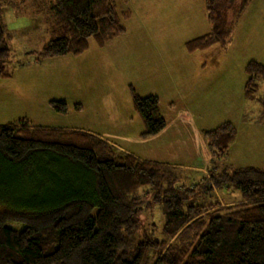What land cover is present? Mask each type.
I'll list each match as a JSON object with an SVG mask.
<instances>
[{
  "label": "trees",
  "instance_id": "16d2710c",
  "mask_svg": "<svg viewBox=\"0 0 264 264\" xmlns=\"http://www.w3.org/2000/svg\"><path fill=\"white\" fill-rule=\"evenodd\" d=\"M15 1L0 0L1 79L11 75L3 12ZM234 1L204 0L210 31L186 42L189 53L227 42L219 14ZM34 2L38 11L46 4L52 20L36 63L80 56L89 40L103 47L124 34L122 21L131 16L116 0ZM252 2L241 0L237 16ZM244 73V100L258 106L254 123L263 124L264 65L249 61ZM130 94L140 139L160 134L166 123L158 98ZM48 106L67 113L65 101ZM202 135L213 157L206 177L187 188L178 166L141 160L90 132L33 126L25 118L0 126V264H264V169L214 166L237 137L231 122ZM228 186L239 202L203 200ZM195 197L201 203H188ZM155 208L159 227L146 217Z\"/></svg>",
  "mask_w": 264,
  "mask_h": 264
},
{
  "label": "rangeland",
  "instance_id": "374dc122",
  "mask_svg": "<svg viewBox=\"0 0 264 264\" xmlns=\"http://www.w3.org/2000/svg\"><path fill=\"white\" fill-rule=\"evenodd\" d=\"M240 1L219 14L227 42L205 51L189 53L185 47L210 31L204 0H116L120 11H131L122 21L123 35L103 47L89 40L77 57L36 63L35 53L51 38L48 6L38 11L34 0H16L3 12L11 75L0 78V126L25 118L33 126L90 132L141 160L178 164L180 184L194 188L213 157L203 132L231 122L237 137L225 159L214 158V166L264 169V123H254L258 106L242 97L246 64L264 65V0H253L237 16ZM131 89L158 98L166 127L157 136L140 139L143 126ZM263 94L264 84L258 91ZM59 100L66 103L64 115L48 106ZM214 195L221 202L240 200L231 186L210 191L203 200L213 202ZM196 202L201 200L188 201ZM146 217L158 227L163 223L157 208Z\"/></svg>",
  "mask_w": 264,
  "mask_h": 264
},
{
  "label": "crops",
  "instance_id": "0c3cea01",
  "mask_svg": "<svg viewBox=\"0 0 264 264\" xmlns=\"http://www.w3.org/2000/svg\"><path fill=\"white\" fill-rule=\"evenodd\" d=\"M244 85V84H243ZM242 97H243V94H242ZM243 99H244V97H243ZM43 127H45V126H43ZM109 142V141H108ZM110 144H112L113 146H115L116 148H118L116 145H114L112 142H109ZM119 149V148H118ZM121 150V149H120ZM128 153V152H127ZM132 155H134V154H132ZM135 157H137V155H134ZM140 159H142V158H140ZM147 159V158H146ZM148 160V159H147ZM147 160H145V161H147ZM149 161H152V160H149ZM157 163H162V164H168V165H177L178 166V164H174V163H172V162H165V161H162V160H158V162ZM180 167H182V166H180ZM186 168H189V167H186ZM192 169H194V170H197V171H201L202 173H204V171H203V169H198L197 167H195V168H192ZM237 202H239V200H227L226 202H221V205L223 206L224 204H232V203H237Z\"/></svg>",
  "mask_w": 264,
  "mask_h": 264
}]
</instances>
